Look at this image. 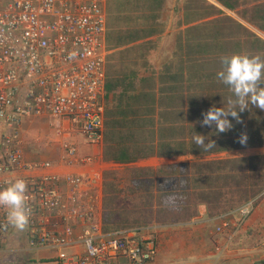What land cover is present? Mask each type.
<instances>
[{"label":"built area","instance_id":"2783aa9c","mask_svg":"<svg viewBox=\"0 0 264 264\" xmlns=\"http://www.w3.org/2000/svg\"><path fill=\"white\" fill-rule=\"evenodd\" d=\"M105 0H0V190L27 184L29 224L17 230L0 207V255L46 251L57 264H155L159 228L107 231L101 213L99 154L62 143L59 159L30 160L23 134L29 118L68 123L56 129L104 143L107 88ZM102 160V159H101ZM55 167L83 168L60 174ZM88 168V170H86ZM256 199L237 210L240 225ZM246 211H241L245 209ZM238 225L237 227H239ZM231 227L225 221L217 233ZM5 258V259H4ZM13 260V259H12ZM6 262V261H5ZM190 264H211L190 263Z\"/></svg>","mask_w":264,"mask_h":264},{"label":"crops","instance_id":"0c3cea01","mask_svg":"<svg viewBox=\"0 0 264 264\" xmlns=\"http://www.w3.org/2000/svg\"><path fill=\"white\" fill-rule=\"evenodd\" d=\"M201 1L221 11L223 16L233 18L264 40V0H227L234 6L232 8L225 7L223 2L225 0L222 2L221 0ZM103 7L107 17V86L109 83L112 84L111 90H106L107 126V113L119 110L118 106L124 103L125 95L139 94L142 91L139 87L140 80L150 76L152 72L153 74L156 72L157 75L162 67L172 62L179 48L188 44L190 27L200 25L206 20L191 21L190 0H105ZM199 11L197 9V12ZM115 67L117 71L113 74L111 70ZM149 71L150 75H148ZM115 99L117 104H115ZM61 126L64 129L70 128L68 123H60L46 117L27 119L23 128L27 157L31 161L56 162L63 151L62 143L64 142L75 143L78 152L84 156L99 154L101 162L92 170H99L102 173L101 191L106 203L104 200L101 217L105 230L113 232L156 225L159 228V253L164 257L171 254L178 259L191 255L188 252L185 255H178L171 251L178 247V243L176 239L170 241V238L189 227L192 233L198 232L204 238L214 236V240L219 241L218 247H210L208 250L212 254V251L217 248L216 253L226 255L225 258H221L224 260L219 264H264V247L262 246L264 245V199L258 200L255 209L242 225L239 224L242 219L237 212L238 209L217 215V212L211 213L203 202L193 217L192 224L194 225H184L183 222L162 225L155 217L152 219V215L142 220V223L134 222L135 220L132 222L128 216L130 211L121 206V199H125L124 195L128 193L129 196L130 194L145 196L153 201L151 208L157 210L161 204L160 195L161 197L166 195L165 186H159L160 181L167 180V174L175 173L176 166L186 164L183 160L188 156L171 158L155 156L127 164L114 163L104 159L101 149L104 143L101 147H92L82 136L67 131L59 137L56 129ZM106 134L107 129H105L104 142L107 139ZM54 171L66 175L81 173L83 168L55 167ZM141 178L144 179L141 180ZM181 182L180 180L175 185L173 181H170L171 188L174 185L179 192ZM143 183H145L143 186H146L144 189L141 188ZM186 184L189 185L187 190L190 191V183ZM166 203L175 207L180 201L176 200L172 203L171 196ZM225 221L231 223V227L217 233V228ZM238 225L240 226L237 227ZM254 240L256 248L251 244L255 243ZM242 242L246 243L241 248ZM231 253L233 256L230 259L228 256ZM244 254L250 257L245 256V259L238 257ZM30 257H32L33 264L35 262L57 264L55 255L50 252L32 253ZM162 258L157 257L155 264H161ZM216 259L218 258L215 256V259L211 260L213 262L209 263L218 264L214 261Z\"/></svg>","mask_w":264,"mask_h":264},{"label":"trees","instance_id":"16d2710c","mask_svg":"<svg viewBox=\"0 0 264 264\" xmlns=\"http://www.w3.org/2000/svg\"><path fill=\"white\" fill-rule=\"evenodd\" d=\"M223 2L226 8L234 7L227 0ZM191 10L194 11L191 13V21L197 19L206 21L188 30L189 40L184 46L187 51H184L183 59L178 58V68L175 67L172 72L166 67L165 75L158 78L159 85H165V87L156 90L150 89L149 86L147 90L146 84L153 83L156 78L153 80L143 77L142 91L135 95H125L124 103L118 106L120 109L107 113L106 135L110 140L105 147V160L127 164L155 156L202 157L244 148L264 147V110L254 105H249L239 114V122L229 116L233 127L227 132L217 133L215 125L211 127L201 125L203 114L209 109L215 106L223 107L227 111L230 101L234 99L228 87L217 78V73L222 70L221 58L233 54L264 58V40L233 18L223 16L222 12L213 6H208L204 11L199 12H195L197 9L194 8ZM181 64L184 68H181ZM111 88L112 84L109 83L107 90L110 91ZM196 134L214 140L216 146L208 151L198 147L193 141V136ZM244 136L246 140L242 143L241 138ZM236 162L245 163L242 165L251 162L253 172L259 166L264 169V156H252L221 163L228 165ZM203 165H206V168L216 167V164L203 163ZM194 166L197 165L186 163L176 166L175 173L167 174L168 179L161 180L159 183V186H165L166 191L165 197L160 195L159 209L172 216V222L181 218L183 221L193 218L198 206L202 202L205 203V198L211 196V191L207 188L213 187L217 190L214 188L216 184L213 186L214 178L204 169L200 175L193 172ZM216 169L219 172L224 170L220 166ZM180 180L182 181L181 190L178 192L174 185L171 188L170 181L177 185ZM256 181L251 188H257L264 183L261 177ZM186 183H190V191L187 190L189 185L187 186ZM144 184L142 189L146 187L143 186ZM171 196L172 203L176 200L180 201L175 207L166 203ZM183 205L188 206L187 211L183 210ZM234 210L236 208L220 211L217 215ZM210 212L212 213L211 209Z\"/></svg>","mask_w":264,"mask_h":264},{"label":"rangeland","instance_id":"374dc122","mask_svg":"<svg viewBox=\"0 0 264 264\" xmlns=\"http://www.w3.org/2000/svg\"><path fill=\"white\" fill-rule=\"evenodd\" d=\"M190 6L191 8L198 9V10H205L208 6L206 3L202 2L201 0H190ZM194 12L191 10L190 14ZM197 12V11H195ZM186 46V45H185ZM185 47H180L179 51L174 54L176 55L175 59L172 62H169L166 64V66L162 67L160 72L156 75L155 74L147 76L146 78H152L153 80L156 78V80L153 83H147L146 84V89L148 90L149 86L150 89H158L160 87H165V85L160 86L159 83V77L161 75H165L166 67L170 68L172 72H174L175 67L178 68V63H179V57L180 59H183V54H184V49ZM187 51V49H186ZM185 51V52H186ZM178 64V65H177ZM145 68V67H144ZM181 68H184L183 65L181 64ZM149 70V68L147 69ZM178 70V69H176ZM117 71V68H113L111 72L113 74ZM141 82V80H140ZM139 82V87L140 89L143 87V83ZM115 104H117L116 99H115ZM110 106V105H109ZM107 129V126L106 128ZM108 131V130H107ZM120 133V132H119ZM110 138L106 139L104 142V146L101 148L102 149V154L104 157V151L105 147L108 146ZM108 141V142H107ZM248 150V151H246ZM251 150V151H249ZM132 152V150H131ZM252 156H264V147H257V148H244V149H239V150H233V151H227V152H222L218 154H213V155H208V156H202V157H195V156H188L185 160L187 164L189 163L190 165H197L194 166L192 169L193 172L199 173L205 170L207 174H210L213 178V186L216 184L214 188H217V190H214L213 187H208L207 190L211 191L210 197L205 198V203L206 206L208 207V210H212V212H220V211H225L227 209H239L243 205L249 202V200L256 199L255 202V207L257 205L258 200L264 199V183H262L259 187L257 188H251L257 181L259 177H261V180L264 181V169L259 166V168L253 172L251 171V162H249L246 165H242L245 163H232L228 165H222V161H233L235 159H241V158H247V157H252ZM204 164H216V167H208L206 168V165ZM222 167L224 168L223 171L219 172L216 168L217 167ZM226 168V169H225ZM144 178H141V180ZM263 187V188H262ZM249 191V192H248ZM251 191V192H250ZM131 193V192H130ZM221 194V195H220ZM247 194V196H245ZM216 195V197H215ZM125 199H121V206L125 207L129 213V217L132 220H135L134 222L142 223L144 219L147 217H150L152 215V219L155 217L157 222H160L162 225H169L175 224L176 222H183L185 224H192L193 218L183 221L182 218L178 219L176 222H172V216H169V214H165L162 212V209H152V200H149L145 196H138V194H129L126 193ZM127 196V197H126ZM237 197V198H236ZM241 197V198H239ZM243 197V198H242ZM218 199V200H215ZM105 200V199H104ZM203 201V200H202ZM212 206V208L210 206ZM200 206V205H199ZM199 206L197 208V212L199 209ZM187 205H183L182 208H184V211H187ZM255 209V208H254ZM183 211V212H184ZM197 214V213H196ZM194 225V224H192ZM189 228V227H188ZM188 228H184V230H181L180 233L177 232L176 235L172 236L170 238V241L172 239L177 240V248L171 249V251L176 252L178 255H185V253H189L191 256L190 257H184V258H178L176 259L174 255L171 256V254H167L165 257L161 255L160 253L158 254V257H163L162 261L160 262L161 264H190V263H207V262H213L211 261L213 258L215 259V256L218 258L214 261H216L218 264L221 263L220 261H223L226 255H222L220 253H216L215 248L212 251V254L214 252L216 254L212 255L211 252L208 250L210 247L214 246H219V241L214 240V236L209 237V238H204L202 234L199 235L197 232H193L189 230ZM210 239L212 241L210 242ZM213 242V243H212ZM255 243H251L255 246L256 241L254 240ZM259 242V241H258ZM246 242H242L241 248L243 247V244ZM260 243V242H259ZM211 244V245H210ZM263 244V243H262ZM239 246V245H238ZM248 246V245H247ZM264 247V245H262ZM239 247V248H240ZM256 248V247H255ZM197 252V253H196ZM187 253V254H188ZM228 256V254H227ZM233 254H229L228 257L230 259L232 258ZM241 256L243 257L242 259H245L246 257L249 258V255H238V257ZM246 256V257H245ZM10 259H7L3 261L2 255H0V264H33L32 257H27L25 255H20V254H15L9 255ZM5 259V258H4ZM13 259V260H12ZM178 262V263H175ZM40 262H35V264H39Z\"/></svg>","mask_w":264,"mask_h":264},{"label":"clouds","instance_id":"9594fccd","mask_svg":"<svg viewBox=\"0 0 264 264\" xmlns=\"http://www.w3.org/2000/svg\"><path fill=\"white\" fill-rule=\"evenodd\" d=\"M222 70L217 73L218 80L228 87L234 99L230 101L227 111L212 107L203 114L202 126L215 125L217 133L229 131L233 125L229 116L239 122V114L249 105L264 110V58L247 54H233L221 58ZM238 109V111H237ZM207 140V142H206ZM246 136L241 138L243 143ZM194 143L205 151L216 143L204 135L193 136ZM27 184L17 179L6 188L0 190V207L8 209L7 222L17 230H24L29 224L31 209L26 204ZM241 211H246L241 209Z\"/></svg>","mask_w":264,"mask_h":264}]
</instances>
